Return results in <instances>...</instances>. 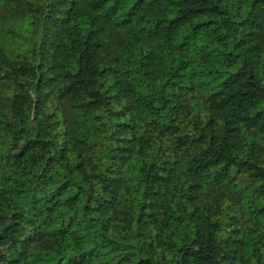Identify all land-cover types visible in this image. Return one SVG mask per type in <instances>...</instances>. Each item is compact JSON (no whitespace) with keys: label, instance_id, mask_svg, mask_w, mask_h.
<instances>
[{"label":"trees","instance_id":"trees-1","mask_svg":"<svg viewBox=\"0 0 264 264\" xmlns=\"http://www.w3.org/2000/svg\"><path fill=\"white\" fill-rule=\"evenodd\" d=\"M0 264H264V0H0Z\"/></svg>","mask_w":264,"mask_h":264}]
</instances>
